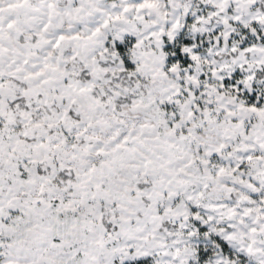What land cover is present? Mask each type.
I'll use <instances>...</instances> for the list:
<instances>
[{"label": "snow or ice", "instance_id": "1", "mask_svg": "<svg viewBox=\"0 0 264 264\" xmlns=\"http://www.w3.org/2000/svg\"><path fill=\"white\" fill-rule=\"evenodd\" d=\"M0 264H264V0H0Z\"/></svg>", "mask_w": 264, "mask_h": 264}]
</instances>
